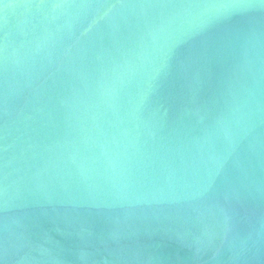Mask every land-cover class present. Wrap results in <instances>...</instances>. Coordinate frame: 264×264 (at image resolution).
Instances as JSON below:
<instances>
[{"label":"water","instance_id":"1","mask_svg":"<svg viewBox=\"0 0 264 264\" xmlns=\"http://www.w3.org/2000/svg\"><path fill=\"white\" fill-rule=\"evenodd\" d=\"M0 264H264V0H0Z\"/></svg>","mask_w":264,"mask_h":264}]
</instances>
